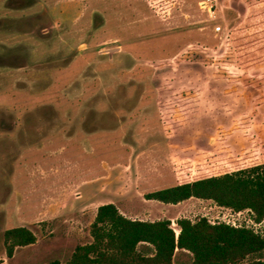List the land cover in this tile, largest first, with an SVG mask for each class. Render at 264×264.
I'll list each match as a JSON object with an SVG mask.
<instances>
[{
	"label": "rangeland",
	"instance_id": "rangeland-1",
	"mask_svg": "<svg viewBox=\"0 0 264 264\" xmlns=\"http://www.w3.org/2000/svg\"><path fill=\"white\" fill-rule=\"evenodd\" d=\"M211 4L0 0V264L64 261L104 202L174 232L180 216L264 230L248 208L144 197L264 161V0ZM13 226L34 240L8 256Z\"/></svg>",
	"mask_w": 264,
	"mask_h": 264
},
{
	"label": "trees",
	"instance_id": "trees-1",
	"mask_svg": "<svg viewBox=\"0 0 264 264\" xmlns=\"http://www.w3.org/2000/svg\"><path fill=\"white\" fill-rule=\"evenodd\" d=\"M190 196L210 198L234 210L248 208L256 219L264 216V161L237 166L144 193V197L175 203ZM175 233L168 218H130L112 202L96 207L89 224L91 240L76 244L69 257L42 264H177L176 250L187 251L185 264H264V236L246 226L180 216ZM5 253L30 243L34 234L24 226L4 230ZM183 264V263H182Z\"/></svg>",
	"mask_w": 264,
	"mask_h": 264
},
{
	"label": "built area",
	"instance_id": "built-area-1",
	"mask_svg": "<svg viewBox=\"0 0 264 264\" xmlns=\"http://www.w3.org/2000/svg\"><path fill=\"white\" fill-rule=\"evenodd\" d=\"M197 5L200 9L202 10H205L207 13H210L211 11V0H197ZM240 211V209L238 210H235L234 212H238ZM249 220L252 222V223H258L260 222L261 219H258V220H254V222L249 218ZM225 222V221H224ZM226 223H229L233 226H246V227H249L251 228L254 232L260 234V235H263L264 236V230H256L254 229L253 227L251 226H247V224H239V223H235L234 221H231V222H227ZM254 225V224H253ZM176 233V232H175Z\"/></svg>",
	"mask_w": 264,
	"mask_h": 264
},
{
	"label": "crops",
	"instance_id": "crops-1",
	"mask_svg": "<svg viewBox=\"0 0 264 264\" xmlns=\"http://www.w3.org/2000/svg\"><path fill=\"white\" fill-rule=\"evenodd\" d=\"M244 165H246V164H244ZM190 197H195V196H190ZM187 198H189V197H187ZM187 198H185V199H187ZM196 198H199V197H196ZM206 199V198H205ZM182 200H184V199H182ZM178 202V201H177ZM139 219H141V218H139ZM175 232H177V231H175Z\"/></svg>",
	"mask_w": 264,
	"mask_h": 264
}]
</instances>
